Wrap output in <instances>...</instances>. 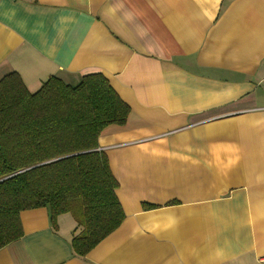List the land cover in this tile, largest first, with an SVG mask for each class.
<instances>
[{
  "label": "crops",
  "instance_id": "crops-1",
  "mask_svg": "<svg viewBox=\"0 0 264 264\" xmlns=\"http://www.w3.org/2000/svg\"><path fill=\"white\" fill-rule=\"evenodd\" d=\"M11 73L129 105L99 138L125 220L82 258L71 214L25 211L0 264H264V0H0Z\"/></svg>",
  "mask_w": 264,
  "mask_h": 264
},
{
  "label": "trees",
  "instance_id": "trees-1",
  "mask_svg": "<svg viewBox=\"0 0 264 264\" xmlns=\"http://www.w3.org/2000/svg\"><path fill=\"white\" fill-rule=\"evenodd\" d=\"M130 113L101 73L77 85L51 76L35 93L17 73L0 80V250L23 236L28 210L47 208L55 231L58 217L71 214V247L82 258L123 224L118 181L99 138Z\"/></svg>",
  "mask_w": 264,
  "mask_h": 264
},
{
  "label": "built area",
  "instance_id": "built-area-1",
  "mask_svg": "<svg viewBox=\"0 0 264 264\" xmlns=\"http://www.w3.org/2000/svg\"><path fill=\"white\" fill-rule=\"evenodd\" d=\"M263 262H264V259H263Z\"/></svg>",
  "mask_w": 264,
  "mask_h": 264
}]
</instances>
